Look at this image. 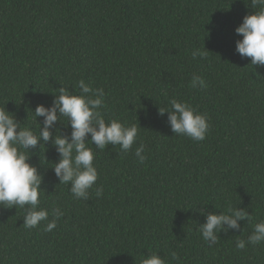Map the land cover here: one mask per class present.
Here are the masks:
<instances>
[{
    "label": "trees",
    "instance_id": "1",
    "mask_svg": "<svg viewBox=\"0 0 264 264\" xmlns=\"http://www.w3.org/2000/svg\"><path fill=\"white\" fill-rule=\"evenodd\" d=\"M254 11L251 0H0V107L17 123L38 133L36 107H53L61 87L80 95L84 80L104 89L106 122L139 128L127 152L89 142L99 176L76 199L53 169L55 136L72 132L57 113L51 138L28 153L48 220L28 229L25 209L0 205V264H141L152 254L166 264H264V243L236 248L264 220V67L241 58L235 33ZM195 49L208 52L193 58ZM194 75L206 86L192 88ZM173 98L208 115L203 141L172 132L159 109ZM54 208L64 215L45 232ZM228 208L251 218L224 225L210 245L198 228Z\"/></svg>",
    "mask_w": 264,
    "mask_h": 264
},
{
    "label": "clouds",
    "instance_id": "2",
    "mask_svg": "<svg viewBox=\"0 0 264 264\" xmlns=\"http://www.w3.org/2000/svg\"><path fill=\"white\" fill-rule=\"evenodd\" d=\"M254 14L246 15L243 22L235 29L242 39L236 41V52L241 58H251L252 66L264 67V0H251ZM208 51L195 49L193 58H204ZM190 85L192 88L206 86L204 79L194 75ZM81 94L74 95L68 88L58 89V95L53 102V107L45 108L38 105L35 109V118L44 117L43 128L38 133L31 128L17 123L14 115L0 107V205L7 208L25 209V228L38 227L41 222L47 221L49 212L39 207L40 197L44 193L40 185L43 177L38 174L37 168L28 160L29 149L35 148L42 139L48 141L52 134L49 131L58 119L57 113L70 122L72 129L70 139L57 134L54 145L60 155L58 163L53 169L60 184H70V191L76 199H88L89 190L98 180V171L94 165L96 149H106L108 145H119L121 151L127 152L137 142L139 128L136 124L127 125L117 119L106 122L100 109L104 107L105 92L103 88H93L79 81ZM170 109L160 108V114L168 112V122L175 135L186 136L193 141H203L210 130L209 117L206 113H200L191 104L170 100ZM39 125V124H38ZM90 134L91 139H88ZM144 145L140 144L135 149V155L140 163L147 157L143 155ZM103 189L96 190V196L100 197ZM27 206V207H26ZM64 215L59 208L52 210L53 219L46 224L45 232H52L57 227V221ZM251 218L247 211L239 208H228L220 214H208L206 223L198 228L203 239L216 244L219 240L218 233L229 229L241 228L239 221ZM264 243V220L259 221L253 227V232L247 240L238 239L236 248L243 250L246 245H259ZM172 259L178 260L176 253H172ZM141 264H166L165 260L157 254L144 258Z\"/></svg>",
    "mask_w": 264,
    "mask_h": 264
}]
</instances>
